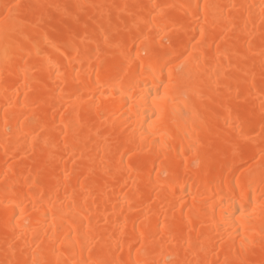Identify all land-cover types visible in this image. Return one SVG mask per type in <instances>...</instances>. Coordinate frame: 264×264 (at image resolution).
<instances>
[{
	"label": "bare ground",
	"instance_id": "6f19581e",
	"mask_svg": "<svg viewBox=\"0 0 264 264\" xmlns=\"http://www.w3.org/2000/svg\"><path fill=\"white\" fill-rule=\"evenodd\" d=\"M0 264H264V0H0Z\"/></svg>",
	"mask_w": 264,
	"mask_h": 264
},
{
	"label": "snow or ice",
	"instance_id": "6c2138e0",
	"mask_svg": "<svg viewBox=\"0 0 264 264\" xmlns=\"http://www.w3.org/2000/svg\"><path fill=\"white\" fill-rule=\"evenodd\" d=\"M165 87H167V86L165 85Z\"/></svg>",
	"mask_w": 264,
	"mask_h": 264
}]
</instances>
